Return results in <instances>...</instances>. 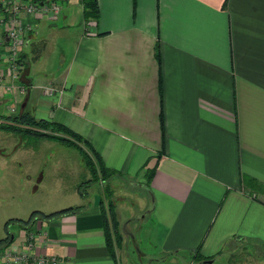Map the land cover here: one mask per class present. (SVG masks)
<instances>
[{
	"label": "crops",
	"instance_id": "1",
	"mask_svg": "<svg viewBox=\"0 0 264 264\" xmlns=\"http://www.w3.org/2000/svg\"><path fill=\"white\" fill-rule=\"evenodd\" d=\"M49 1L56 16L21 14L25 90L6 102L86 139L116 172L113 207L125 182L146 201L125 223L113 208L109 248L104 183H75L77 199L42 213L82 208L6 230L0 264L8 252H27L17 264H214L225 254L233 264L242 244L263 257L264 0H96L88 21L81 0ZM50 86L63 92L45 95ZM34 152L21 137L12 150L15 160ZM137 220L147 223L129 225Z\"/></svg>",
	"mask_w": 264,
	"mask_h": 264
},
{
	"label": "rangeland",
	"instance_id": "2",
	"mask_svg": "<svg viewBox=\"0 0 264 264\" xmlns=\"http://www.w3.org/2000/svg\"><path fill=\"white\" fill-rule=\"evenodd\" d=\"M0 111L4 116L15 114L6 111L4 107H0ZM57 135L66 136L64 133H57ZM20 137L22 143H27L32 147L35 145V152L25 154L27 155L25 159L15 160L12 150ZM41 141L39 137L31 134L0 128V148L4 147L6 152L5 157L0 154V239L3 238L6 230L14 232L17 230L19 222L15 219H28L33 211L42 213L52 206H58L63 204L62 202L76 198V194L73 193L75 183L80 185L85 181L86 175L90 176L74 145L62 141L59 142L64 145L59 142L54 144L42 142L43 144H40ZM108 183L110 184V182H105L103 185H107L108 189L112 191ZM94 186L99 187L97 183H94ZM68 187L70 190L65 191L64 189H68ZM119 193L122 194L123 199L117 201V206L115 205L113 208H118L120 216L125 218L122 223H125L127 218L140 217L144 207L142 204L146 201L145 192L141 188L133 186L132 183L125 182ZM126 206L128 207L126 208ZM140 223L141 221L137 220L130 222L129 225L133 227ZM145 223L147 222L144 221L141 224ZM143 228H145L144 235L148 228L147 226H143ZM130 249L133 253H137L135 246L132 245ZM230 251H236L228 258L234 262L233 264H264V256L257 257L258 251L255 252L254 249L245 247L243 244ZM226 256L228 255L215 258L214 264H225Z\"/></svg>",
	"mask_w": 264,
	"mask_h": 264
},
{
	"label": "trees",
	"instance_id": "3",
	"mask_svg": "<svg viewBox=\"0 0 264 264\" xmlns=\"http://www.w3.org/2000/svg\"><path fill=\"white\" fill-rule=\"evenodd\" d=\"M35 3H41L43 0H30ZM83 6V18L88 21L91 19H96L98 15V8L96 0H81ZM7 119L14 121L19 124L18 126L3 124L0 128L6 129L8 131L20 132L24 134H31L36 137H46L51 139H57L59 141L65 142L69 145H74L79 151L84 165L91 173V179L84 181L83 184H91L94 181L107 182L110 177L116 172L112 169L107 168L101 157L94 151L90 143L84 139L81 135L77 134L67 126L62 123L48 121L45 119H36L33 115L27 112H21L14 116H3ZM20 126V127H19ZM57 133H64L66 136L57 135ZM151 179V174H149L148 180ZM82 194V192H81ZM100 206L102 210L103 225L105 237L107 240V245L111 248L113 240L118 241V222L116 220L114 209H113V198L112 191L108 189L107 185H103V197L100 200ZM82 206L67 207L52 213H41L38 211H33L28 219L17 220L20 224L25 226L31 220L37 218L45 219L57 214L77 211L81 209ZM6 224V223H5ZM7 236L0 239V245L7 243Z\"/></svg>",
	"mask_w": 264,
	"mask_h": 264
},
{
	"label": "built area",
	"instance_id": "4",
	"mask_svg": "<svg viewBox=\"0 0 264 264\" xmlns=\"http://www.w3.org/2000/svg\"><path fill=\"white\" fill-rule=\"evenodd\" d=\"M60 6L55 1L35 3L30 0H0V30L3 32V39L0 38V99H3V107L10 113H15L16 107L6 98L13 97L16 91L24 92V87L18 82L21 70L19 52L22 45L23 35L31 29L21 21V14L56 16ZM45 95L61 94L63 90L55 87H43ZM0 115V125H16L14 121ZM10 116V115H8ZM31 237H29L30 240ZM29 241L28 247L31 246ZM28 257L27 252H8L4 264H17ZM45 261V257L40 258ZM54 263L55 259H51Z\"/></svg>",
	"mask_w": 264,
	"mask_h": 264
},
{
	"label": "water",
	"instance_id": "5",
	"mask_svg": "<svg viewBox=\"0 0 264 264\" xmlns=\"http://www.w3.org/2000/svg\"><path fill=\"white\" fill-rule=\"evenodd\" d=\"M203 261H211V259H204Z\"/></svg>",
	"mask_w": 264,
	"mask_h": 264
}]
</instances>
